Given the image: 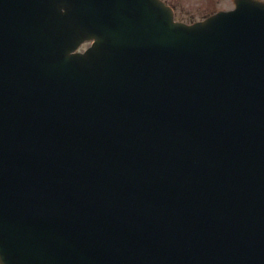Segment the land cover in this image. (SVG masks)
Listing matches in <instances>:
<instances>
[{
  "label": "water",
  "instance_id": "1",
  "mask_svg": "<svg viewBox=\"0 0 264 264\" xmlns=\"http://www.w3.org/2000/svg\"><path fill=\"white\" fill-rule=\"evenodd\" d=\"M235 1L0 0L2 264H264V2Z\"/></svg>",
  "mask_w": 264,
  "mask_h": 264
},
{
  "label": "rangeland",
  "instance_id": "2",
  "mask_svg": "<svg viewBox=\"0 0 264 264\" xmlns=\"http://www.w3.org/2000/svg\"><path fill=\"white\" fill-rule=\"evenodd\" d=\"M176 8V17L183 21H193L211 14L215 10L229 8L233 0H168Z\"/></svg>",
  "mask_w": 264,
  "mask_h": 264
}]
</instances>
